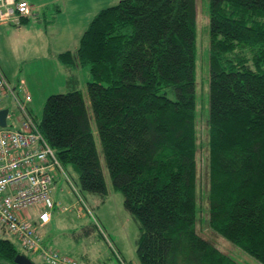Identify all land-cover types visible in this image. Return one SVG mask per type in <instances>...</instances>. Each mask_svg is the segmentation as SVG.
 I'll return each mask as SVG.
<instances>
[{"label": "trees", "instance_id": "1", "mask_svg": "<svg viewBox=\"0 0 264 264\" xmlns=\"http://www.w3.org/2000/svg\"><path fill=\"white\" fill-rule=\"evenodd\" d=\"M207 15L206 224L264 264V0H207ZM196 35V0H119L99 9L76 49L58 55L67 91L50 94L35 121L60 167L51 172L53 200L58 174L82 210L88 196L105 198L102 157L112 189L138 225V264H240L196 229ZM83 67L91 77L88 106L79 88ZM4 100L0 109L9 110ZM31 100L27 110L34 119ZM17 110V121L9 110L7 126L23 130ZM25 212L12 213L25 219ZM30 213L44 245L46 233ZM0 230L6 235L0 238V264H16V255L24 254L10 237L21 247L20 241ZM94 231L118 264H133L100 223L83 235ZM47 249L57 254L54 264L85 262Z\"/></svg>", "mask_w": 264, "mask_h": 264}, {"label": "rangeland", "instance_id": "2", "mask_svg": "<svg viewBox=\"0 0 264 264\" xmlns=\"http://www.w3.org/2000/svg\"><path fill=\"white\" fill-rule=\"evenodd\" d=\"M46 1L47 0H26L29 5L31 4L34 9L36 8L35 12L32 13L33 16L23 24L20 22L16 24V26L10 28L14 32L20 31L19 34L15 33L14 35L17 39H11V37H9L8 41L0 40V47L3 53L0 64L6 72L10 82L16 85L19 80H25L28 77L31 80L29 82V87L32 88L35 84H38V90H36V96H34L35 100H33L32 104V115L36 122L41 120L43 104L46 98L50 94L64 93L67 91L64 81L42 85L36 78L37 72H39L40 77L47 80L48 78L51 79V73H54L55 76L56 69L53 56L55 52H57V48H64L63 50H65V48H71L77 45L75 38L78 36L79 31L87 26L89 20L83 17V13L94 14V12H97L100 8L113 0H72L66 1V3L62 2L63 0H50L51 2L43 9L44 6L42 3ZM56 6L61 9V15H58L56 12ZM44 12L46 18L44 17ZM43 17L46 23H44ZM207 24V0H196L197 35L195 90L197 118L195 128L199 143L196 154V190L198 206V222L196 223V229L201 237L210 240L220 251L233 258L236 262L240 264H258L251 257L210 231L206 224V117L208 114V70L206 62L208 48ZM16 27H20V30ZM78 80L79 88L83 92L84 100L88 106L86 82H90L91 77L87 67H83L79 72ZM16 92H20L19 88H16ZM4 104L15 114L17 121L19 113L15 101L7 98L4 100ZM98 151L100 152V150ZM101 164L108 188V194L105 198L88 196L86 198L87 202H85L91 211V215H94L96 220L89 215L85 208L82 210L81 206L78 207L76 198L69 189V186L66 184L64 178L58 174L56 190L52 195L54 197V202L66 206L67 210L63 212H52L50 225H47L39 231L42 232L43 235L46 233L44 238L48 240L50 247L54 246L62 253L70 254L72 257L78 259L87 257L85 258V262L77 260L78 264H95L97 261L101 263L106 262V264H118V258L108 248L109 244L106 245L96 231L89 236L83 235L84 230L87 228L92 229L93 222H97L101 224L105 233L117 247L124 260L130 261L133 264H138L135 254V240L139 234L138 225L124 210L121 193L112 189L102 157ZM72 173L73 177L76 179V174L74 172ZM5 237L6 235L0 230V238ZM10 238L19 252H22L34 262H40L37 254L25 251L14 238Z\"/></svg>", "mask_w": 264, "mask_h": 264}, {"label": "built area", "instance_id": "3", "mask_svg": "<svg viewBox=\"0 0 264 264\" xmlns=\"http://www.w3.org/2000/svg\"><path fill=\"white\" fill-rule=\"evenodd\" d=\"M30 10L31 6L24 0H0V25L17 23ZM16 88L20 92H16ZM7 98L15 101L23 118L20 125L23 130L7 126L8 121L13 119L7 109L6 126L0 127V217L8 223L0 227L14 234L25 251L37 254L41 261L50 260L54 264L59 260L57 254L42 245L41 237L35 231L37 228L31 226L30 210L39 227L50 222L52 212L66 210L59 208L50 195L53 179L51 172L54 166L59 165L53 151L38 142V135L34 130L33 133L28 130L31 128L28 123L31 116L27 103L31 98L24 89L23 82L13 86L0 68V102ZM8 154L10 157L6 158ZM24 211L25 219H19L12 213Z\"/></svg>", "mask_w": 264, "mask_h": 264}, {"label": "crops", "instance_id": "4", "mask_svg": "<svg viewBox=\"0 0 264 264\" xmlns=\"http://www.w3.org/2000/svg\"><path fill=\"white\" fill-rule=\"evenodd\" d=\"M18 1H23V0H18ZM26 1V0H25ZM66 1H72V0H63L62 2H65L66 3ZM117 1H119V0H113L112 2H110V3H108V4H106L104 7H106V6H108V5H112V4H115ZM51 1L50 0H47L46 2H43L42 3V5L44 6L43 7V9H45V7L50 3ZM57 7V6H56ZM103 8V7H102ZM101 9V8H100ZM35 10H36V8L34 9V7H33V5H31V15L30 16H27V17H23L22 19H21V23L23 24L24 22H26V21H28V19L29 18H31V16H33V14L32 13H34L35 12ZM61 9H59L58 7L56 8V12L58 13V15H61V11H60ZM48 13H50L49 11H47ZM96 12H94V14H95ZM94 14H91V13H83V17L85 18V19H89L88 20V23H89V21H90V18H91V16L92 15H94ZM57 15V16H58ZM44 17L46 18V15H45V12H44ZM43 17V21H44V23H46V20H45V18ZM25 18V19H24ZM23 19L25 20V21H23ZM88 23H87V25H88ZM16 24H18V22L17 23H14V24H3V25H0V40H6V41H8V39H9V37H11V39H17V37H14V35H15V33L16 34H19V32L20 31H12L10 28L12 27V26H16ZM47 25V24H46ZM45 25V26H46ZM17 26H20V25H17ZM87 27V26H86ZM86 27L85 28H83L82 30H80L79 31V34H78V36H76V38H75V41H77V44H78V41H79V38H80V36H81V34H82V32L86 29ZM18 30H20V27H16ZM17 41V40H16ZM9 46H10V43H9ZM76 47H77V45L76 46H73V47H71V48H65V50H63V49H61V48H57V52H55V54H54V62H55V76H54V73H51V79H49L48 78V80L47 79H45V78H42V77H40V74H39V72H37V74H36V78L40 81V83L42 84V85H45V84H53V83H55V82H57V81H64L65 80V71H64V67H63V65L61 64V62L58 60V55L60 54V53H62L63 51H66V50H73V49H76ZM9 48H11V47H9ZM63 50V51H62ZM2 55H3V53H2V50H1V47H0V59H2ZM42 58H44V57H42ZM46 59H49V58H47V57H45ZM0 67H1V69H2V71H3V73L5 74V76L8 78V76L6 75V72L4 71V69H3V67H2V65L0 64ZM81 70H78V72H80ZM42 72V71H41ZM9 80V79H8ZM10 81V80H9ZM22 81V80H21ZM31 80H30V78H26L25 80H23V83H25L24 84V86H25V88L30 92V94L32 95V100H31V103H30V108L32 109V104H33V100H35V98H34V96H36V90H38V84H35L32 88L31 87H29V82H30ZM11 83V82H10ZM12 84V83H11ZM13 86H16L15 84H12ZM34 217V216H33ZM36 220V219H35ZM34 221V220H33ZM51 223V221L47 224V225H49ZM46 225V226H47ZM46 226H44V227H41V228H39V229H42V228H45ZM44 244H46V245H50V243L47 241L46 243H44ZM87 258V257H86ZM83 259V258H82Z\"/></svg>", "mask_w": 264, "mask_h": 264}, {"label": "bare ground", "instance_id": "5", "mask_svg": "<svg viewBox=\"0 0 264 264\" xmlns=\"http://www.w3.org/2000/svg\"><path fill=\"white\" fill-rule=\"evenodd\" d=\"M9 97H11L10 94H9ZM28 123H29L30 127H31V128L37 133V135H38V142H39L40 144H45V145L48 146V144H47L46 141L42 138L41 134L39 133V131H38L37 128H36L35 119H33L32 117H29V118H28ZM48 147H49V146H48ZM49 148H50V147H49ZM50 149H51V148H50ZM67 181H68L69 184H71V186L74 187V185L71 183V181L69 180V178H67ZM84 208H85V210L89 213V215L92 216V215H91V211H90V209L88 208V206L85 205ZM92 217H94V215H93ZM94 219L96 220L95 217H94ZM7 223H8V221H7L6 219L0 217V226H5ZM94 223H95V224H98L97 222H94ZM43 246H44L45 248H47L48 245L44 244ZM68 262H69V261H67V259H65V260H63L60 264H67Z\"/></svg>", "mask_w": 264, "mask_h": 264}, {"label": "water", "instance_id": "6", "mask_svg": "<svg viewBox=\"0 0 264 264\" xmlns=\"http://www.w3.org/2000/svg\"><path fill=\"white\" fill-rule=\"evenodd\" d=\"M6 114H7V109L0 110V127L6 126V120H5ZM14 262L16 264H33L27 256L22 254L16 255V257L14 258Z\"/></svg>", "mask_w": 264, "mask_h": 264}]
</instances>
